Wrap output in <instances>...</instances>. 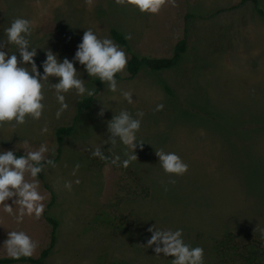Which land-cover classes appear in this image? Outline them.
I'll list each match as a JSON object with an SVG mask.
<instances>
[{"label": "rangeland", "instance_id": "obj_1", "mask_svg": "<svg viewBox=\"0 0 264 264\" xmlns=\"http://www.w3.org/2000/svg\"><path fill=\"white\" fill-rule=\"evenodd\" d=\"M238 1L176 0L175 7L166 5L151 16L114 0H0V37L14 17L31 19L32 45L41 48L34 58L38 67L47 49L71 59L88 28L101 37L110 36L111 28L131 33L129 50L138 56H168L184 31L188 37L184 59L171 74L143 69L131 80H118L116 93L103 86L64 138L56 167L41 173L44 217L17 225L0 206V246L17 228L36 241L49 236L43 218L50 213L58 222V242L45 264H171V257L157 256L156 245H148L152 228H182L187 243L204 247L205 264H264V247L258 245L264 246V49L258 47L264 16L250 2L219 11ZM258 4L264 10V0ZM174 75L182 77L176 89ZM93 80L86 82L89 88ZM50 83H45V116L0 126V148L19 150L25 140L31 148L47 143L55 157V130L71 124L81 98L68 94L69 109L56 119L59 105ZM121 91H131L134 102L127 103ZM161 103L164 109L154 111ZM121 109L144 112L137 133L143 146L126 169L91 154L108 143L105 155L126 158L128 149L107 140V121ZM44 126L48 132L42 134ZM160 149L180 155L188 172L164 173L156 155ZM76 178L81 182L69 192L64 184ZM0 257H6L3 248Z\"/></svg>", "mask_w": 264, "mask_h": 264}, {"label": "clouds", "instance_id": "obj_2", "mask_svg": "<svg viewBox=\"0 0 264 264\" xmlns=\"http://www.w3.org/2000/svg\"><path fill=\"white\" fill-rule=\"evenodd\" d=\"M91 2V0H89ZM119 6H132L141 14L158 15L166 5L176 6V0H114ZM33 22L25 16L14 17L9 26L4 29V37H0V126L5 124L25 125L29 120L40 121L45 116L46 97L45 83H50L49 91L55 96L59 105L55 112L60 119L69 109L66 99L68 94L79 98L97 95L96 86L89 88L87 81L91 77L107 85L108 91H119L117 75L122 74L128 66V54L110 36H99L91 28L84 31L81 41L71 59H61L50 49L45 50L46 58L38 67L35 61L39 47H33ZM131 33L125 39H131ZM14 47L16 51H10ZM79 65V69L77 67ZM42 69V71H41ZM88 79H84V75ZM55 78V82L53 79ZM127 103L134 102L131 91H121ZM104 108H107L104 106ZM164 104H157L154 111H162ZM103 116V109L99 113ZM143 111L133 115L127 109H121L107 121L108 141L114 146L119 142L129 151L124 152L126 158L119 154L107 156L103 146L92 149L93 157L106 164L128 168L137 160L136 148L143 142L137 138L141 130ZM46 126L41 133H47ZM23 154H18L16 146L13 149L0 148V206L2 212L12 218L17 225H22L25 218L39 220L43 217L46 205L45 195L40 191L39 177L46 168H55L54 153L47 143L31 148L25 140ZM110 150V148H108ZM163 172L170 177H181L188 172L189 165L174 151H156ZM80 165L77 163L72 175L76 176ZM80 179L66 181L64 188L72 191L73 183L80 184ZM170 183H175L171 180ZM11 201V204L9 203ZM149 246L156 245L157 256L171 257V264H205V249L200 245L193 246L184 238V230L152 228ZM264 236V233H262ZM162 245V246H161ZM38 241L29 233L17 228L8 231L7 239L0 248L4 249L7 258L20 260L32 257Z\"/></svg>", "mask_w": 264, "mask_h": 264}, {"label": "trees", "instance_id": "obj_3", "mask_svg": "<svg viewBox=\"0 0 264 264\" xmlns=\"http://www.w3.org/2000/svg\"><path fill=\"white\" fill-rule=\"evenodd\" d=\"M245 2H250L253 5L255 12L260 16H264V10L261 7H259L258 0H239L234 6L227 7L225 9H220L219 11L238 8ZM110 36L114 41H116V43H118L122 48L126 50L128 54V58H129L128 66H127V69L125 70L126 76L123 77L120 74H118L117 79L119 80H131L143 68L150 72H157V71H161L165 69H170L178 63L181 55L184 53L185 48H186V31H184V34L182 35V37L178 39L177 42L175 43L172 55L169 57H160V58L149 57V56H137L135 54H132L129 50L128 43L125 37L118 31H116L115 29L110 30ZM94 86H96L97 88V95H98L102 89L103 84L98 80L97 81L93 80V87ZM96 96L81 98L76 104L75 114H74L71 124L69 126L58 127L55 130V141L57 145L55 157L53 158L55 161L60 156L61 144L63 143L64 138L72 134V132L74 131L75 125L78 119L80 118L81 114L91 108L94 98ZM18 154H23V153L18 152ZM39 180H42L41 174H40ZM43 185L45 188H47L46 184H43ZM53 199L54 198L52 196V199L49 205L52 204ZM45 220L51 227L50 243L47 248L43 249L40 252L38 257L21 258L20 260H12L7 257H0V264H44L45 259L47 258L48 254L50 253V251L55 245V241H56L55 232H56V228L58 225V222L56 220L48 216H45ZM258 245L261 247H264L262 244H258Z\"/></svg>", "mask_w": 264, "mask_h": 264}, {"label": "crops", "instance_id": "obj_4", "mask_svg": "<svg viewBox=\"0 0 264 264\" xmlns=\"http://www.w3.org/2000/svg\"><path fill=\"white\" fill-rule=\"evenodd\" d=\"M258 15V14H257ZM260 16V15H259ZM261 17V16H260ZM262 19H264V17H262ZM261 20V19H260ZM262 22L261 23H264V20H261ZM260 23V24H261ZM257 25V24H256ZM259 25V24H258ZM261 30H262V33L260 34V36H259V43H258V47L260 48V49H264V25L262 24L261 26ZM111 29H115L116 31H118L116 28H111ZM110 29V30H111ZM110 30H109V35H110ZM119 32V31H118ZM119 33H121V32H119ZM258 33V32H257ZM122 34V33H121ZM123 35V34H122ZM124 36V35H123ZM111 37V36H110ZM125 37V36H124ZM127 40V39H126ZM127 43H128V41H127ZM175 45V44H174ZM128 47H129V45H128ZM173 48H174V46H172V49H170V53H169V55L168 56H165V57H169V56H171L172 55V52H173ZM256 49V47L254 48V51H256L255 50ZM187 50H188V37H187V35H186V48H185V51H184V53L181 55V57H180V59H179V61H178V63L174 66V67H172V68H170V69H165V70H161V72L162 71H166V72H168V73H172V71H174V69H176V68H178L179 66H180V64L182 63V59H184V55L186 54V52H187ZM138 56V55H137ZM149 57H151V56H149ZM158 58H160V57H158ZM144 69V68H143ZM143 69H141V70H143ZM140 70V71H141ZM148 71V70H147ZM126 72V71H125ZM150 72V71H149ZM157 72H159V71H157ZM126 74V73H125ZM174 74V73H173ZM126 76V75H125ZM174 79H176V77H175V75H174ZM182 79V77H178V79H176L175 80V83L173 84L174 85V88L176 89V88H179L180 87V84H182L181 82H180V80ZM117 80H119V79H117ZM104 86V85H103ZM103 86H102V88H103ZM169 87V86H168ZM168 87L166 86V91L168 92ZM170 89V88H169ZM177 91V90H176ZM100 93V92H99ZM186 93L188 94V95H191L192 94V92H189V91H187L186 90ZM95 99V98H94ZM119 100V99H118ZM196 101L197 102H199V99L198 98H196ZM94 102V101H93ZM118 104H119V102H118ZM93 105V104H92ZM92 107V106H91ZM40 191L43 193V188H42V186H40ZM44 203L46 204V201H44ZM50 204V203H49ZM47 205V208H49L51 205ZM49 216H51L50 215V213H49ZM48 216V217H49ZM44 217V216H43ZM26 219H27V217H26ZM34 219V218H33ZM33 219H30V218H28V220H30V221H28L29 223L30 222H32L33 221ZM44 219V221H43V223L45 224V218H43ZM47 222V221H46ZM27 223V222H26ZM49 225V224H48ZM50 226V225H49ZM57 227H58V225H57ZM51 228V227H50ZM50 232H51V229H50ZM55 236H56V241H55V245H54V247L52 248V250L54 251V249H56V247H57V238H58V228H56V232H55ZM38 241V251L39 250H43V249H45V248H47L48 246H49V243H50V235L49 236H44L43 237V239H41V240H37ZM51 250V251H52ZM38 251H37V253H38ZM40 251V252H41ZM50 251V252H51ZM40 254V253H39ZM50 254V253H49ZM48 254V255H49ZM48 260V256H47V258L45 259V261H47ZM45 261H44V264H45Z\"/></svg>", "mask_w": 264, "mask_h": 264}]
</instances>
